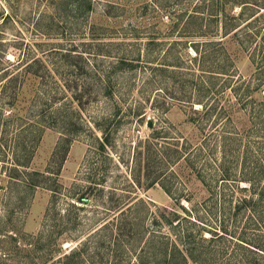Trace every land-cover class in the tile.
<instances>
[{
  "label": "rangeland",
  "instance_id": "rangeland-1",
  "mask_svg": "<svg viewBox=\"0 0 264 264\" xmlns=\"http://www.w3.org/2000/svg\"><path fill=\"white\" fill-rule=\"evenodd\" d=\"M106 1L92 0V11L77 16L69 0H0V161L28 158V171L45 173L34 177L42 187L0 174V264H132L146 235L141 242L128 240L144 232L152 212L166 208L185 215L182 204L198 208L206 237L208 226L219 227L225 219L229 234L212 246L221 264L256 258L264 264V222L256 226L250 212L237 207L250 194L242 188L250 183L241 179L259 173L262 163L264 168V92L253 87L240 103L229 88L217 93L226 118L199 128L191 117L201 104H192L199 87L209 90V79L190 44L195 26L189 15L197 0H109V14ZM241 8L229 2V17ZM224 46L235 78L253 76L254 45H240L231 35ZM37 56L52 73L26 81L12 106L2 68ZM122 57L133 65L121 63ZM36 88L46 93L37 98ZM55 107L72 113L71 141H61L66 132L52 123ZM105 129L109 141L102 148ZM219 133L224 134L216 141ZM205 134L214 158L225 163L223 205L190 164L178 161L177 149L187 144L192 153ZM151 150L164 159L153 157L148 170ZM147 173L161 176L173 195ZM241 239L263 250L247 251ZM46 254L52 259L44 263Z\"/></svg>",
  "mask_w": 264,
  "mask_h": 264
},
{
  "label": "trees",
  "instance_id": "trees-1",
  "mask_svg": "<svg viewBox=\"0 0 264 264\" xmlns=\"http://www.w3.org/2000/svg\"><path fill=\"white\" fill-rule=\"evenodd\" d=\"M229 2L239 4L242 7V11L237 15L234 14L232 17H229ZM68 4L71 5V12H75L74 15L76 14L77 16H81L85 12L89 13L93 9L92 0H69ZM112 5L114 4L111 1H106L107 14L111 12L110 7ZM246 10H249V12L247 13ZM245 14L248 15V18L245 17ZM189 18L190 21L194 22L193 26H195L193 29L195 38L190 40L191 49L194 51L193 60L199 67V71L207 72L204 74L209 79V90L205 92V86L199 87L196 93L197 99L192 104H201V109L193 108L194 115L191 118L197 123L199 128H202L206 120H214L213 123L219 124L221 122L220 119L226 118L225 107H220L219 100L216 101L217 93L220 96L224 95L229 88L236 98L237 102L235 103H240L242 97L248 95L253 87L261 89L264 92V0H197ZM189 25L190 22L185 23L186 27ZM231 35L240 45L245 47L254 45V54L257 55V59L254 57L256 68L253 76H250L249 79L246 77L240 78V75H238V78H235L237 77L234 74L235 68L232 67L234 63L231 61L224 46L225 37ZM212 36H216V38H212ZM120 61L128 66L133 65L131 61H127L124 57L120 58ZM9 65H13V68H2L4 71L1 73V80L7 78L6 83L3 85L4 94L7 91L11 92L8 85L12 89L13 101L10 103L12 106H16V101L23 92L26 81L29 79L44 80L47 73H52L49 63L38 56L28 61H11ZM217 80L220 81V85H217ZM213 89L216 90L215 93H213ZM42 93H46V89L36 88L34 96L38 98ZM214 95L216 96L210 101ZM205 96L208 98L207 101H204ZM260 107L261 110H264V102H262ZM53 112L55 115H53L54 121L52 123L60 125L64 132H66L61 141H71V137L68 134H72V113L64 107H55ZM153 122L151 121V124ZM40 124L42 127H46L45 123ZM104 133L103 141L102 143L100 142L102 148L109 141V134H107L106 129ZM223 134H214L215 140L220 141ZM208 139V134H205L202 140H199L202 142H198L197 146H193L192 153H190L191 149L187 144L182 145L181 148L177 149L178 161L184 160L186 164H190L195 169L197 178L206 187L210 188L208 190L211 195H215L217 200L221 201L220 204L223 205L224 203L222 202H224L226 193L223 191L224 188H221V183L226 181L228 175L225 173L224 160L221 157L214 158L216 149L209 147ZM154 152L151 150V158L148 159L149 161L146 166L148 170L152 158H159L158 154ZM210 154L213 155L211 156ZM159 159L163 161L164 157ZM30 163L31 159L28 158L25 160L18 159L16 162H12V164L1 163L0 161V174L8 176L10 180H14L15 182H23L28 187L44 186L42 180L34 179V177L35 175H39V173L42 175L45 173L28 171L27 168H29ZM262 166L263 163L259 168V173L254 172L247 179H241V181L250 183L249 187H242L245 191L249 189L250 194L242 196L237 205L239 210L250 212L249 218L253 220L256 226H260V223L264 222V181H260L261 173L262 176L264 174ZM210 171L211 174L207 173ZM147 175L151 176L150 173H147ZM160 177L158 175V177L150 178H152L151 181L154 183L158 179L166 192L173 195L169 184L159 179ZM178 196H183L187 201H192L191 197L187 195L179 194ZM79 201L86 202L83 197H79ZM182 208L183 212L186 213L185 215L173 209L168 211L166 208L152 212L149 222L146 223L144 232L141 231L138 235L133 232L134 235L128 240V243L129 241L135 243L137 241L141 242L142 237L145 235L146 239L142 243V247L137 251L136 260L132 264H221L217 261L221 254L212 246L215 242L221 241L226 234H229L227 228L223 225L225 219H220L219 227L208 226L210 237H206L201 230L206 223L202 221L198 208L187 209L183 204ZM223 215L225 213H222L221 216ZM135 225L138 226L140 223L133 222L131 226L134 227ZM194 226H199V228H194ZM119 232L116 234L118 242L122 240V233L121 231ZM199 240L208 241V246L200 245ZM241 240L243 242L242 248L247 251L256 252L257 250L255 249H261L248 241V239ZM79 252L80 250H76L73 255L79 254ZM45 256L47 257L42 260L44 263L52 259L47 254ZM63 257L68 258V255L65 254ZM255 260L250 259L249 264H257Z\"/></svg>",
  "mask_w": 264,
  "mask_h": 264
}]
</instances>
